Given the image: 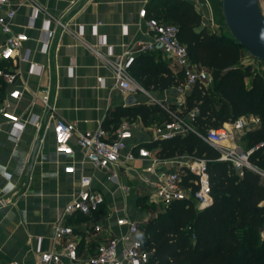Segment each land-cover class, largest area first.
Instances as JSON below:
<instances>
[{
  "label": "crops",
  "instance_id": "crops-1",
  "mask_svg": "<svg viewBox=\"0 0 264 264\" xmlns=\"http://www.w3.org/2000/svg\"><path fill=\"white\" fill-rule=\"evenodd\" d=\"M34 1L44 12L39 11L34 26L29 27L28 20L33 14L31 0H13L17 12L12 28L14 32L27 34L22 52L28 49L30 55L28 60L8 63L17 71V78L13 84H6L5 99L10 111L24 122L16 138L12 136V124L0 115V264H34L40 250L58 248L61 241L54 240L53 226L61 218L73 226L79 244V260L66 261L88 264L89 255L99 243L127 231V226L118 224V218L127 217L140 224L160 211L142 206L143 198L153 197L154 193V186L145 177L154 180L175 172L192 156L159 158L153 146L160 140L156 139V126L162 124L159 115L147 122L136 116L129 119L133 134L123 154L130 147H146L159 160L149 172L147 166L151 160L148 158L126 160L122 157L115 167L117 177L110 179L113 170L98 168L88 161L75 141L73 154L57 152L56 118L72 122L79 132L104 128L111 134L136 106L156 105L152 99L155 98L163 104L167 102L168 107L177 102L182 107L186 95H180L174 87L150 89L135 74L148 65L181 74L160 45L145 52L138 48L140 42L153 40L139 12L146 7L158 13L159 0ZM206 1L193 3L202 16L203 26L209 30L214 26ZM6 9V5H0V14ZM59 21L67 28L61 27ZM46 27L55 29L56 34L44 52L42 38ZM6 37L0 33V45ZM91 46L112 58L126 51L134 52L137 59L131 74L146 91L125 92L118 87L111 69ZM99 76L104 77L103 84L97 80ZM47 87L51 94L50 108L36 96ZM16 88L21 94L11 98L9 93ZM130 96L137 101L128 103ZM31 118L38 119L40 126L31 122ZM68 166H73V171H66ZM85 175L91 176L93 187L103 193L104 203L91 215L65 216V207L77 195L79 181ZM96 224L101 226L100 231L94 229Z\"/></svg>",
  "mask_w": 264,
  "mask_h": 264
},
{
  "label": "trees",
  "instance_id": "trees-1",
  "mask_svg": "<svg viewBox=\"0 0 264 264\" xmlns=\"http://www.w3.org/2000/svg\"><path fill=\"white\" fill-rule=\"evenodd\" d=\"M159 1V12L148 10V16L179 26L180 38L188 46L192 61L210 71L219 92L197 83L180 110L176 106L170 109L185 117L196 109L191 124L201 133L245 114L258 116L260 123L246 131L242 142L246 150L255 147L250 161L264 168L263 79L254 76L252 87L245 90L244 80L252 67L240 65L243 47L235 38L203 26L193 2ZM3 64L0 62V66ZM135 74L150 89L177 88L183 84V76L168 68L148 65ZM5 88L6 83L0 79V105L5 99ZM126 115L128 119L140 116L145 122L157 119L158 115L160 123L171 119L169 112L158 104L136 106ZM153 146L162 159L185 154L206 159L213 203L200 210L193 200L175 201L140 225L139 238L151 252L147 264H264V181L260 175L245 169L240 176L230 162L220 159L219 147L194 132L160 139Z\"/></svg>",
  "mask_w": 264,
  "mask_h": 264
},
{
  "label": "built area",
  "instance_id": "built-area-1",
  "mask_svg": "<svg viewBox=\"0 0 264 264\" xmlns=\"http://www.w3.org/2000/svg\"><path fill=\"white\" fill-rule=\"evenodd\" d=\"M186 1L197 2L198 0ZM31 3L33 14L28 20L27 25L29 27L34 26L36 14L39 11L44 12V8L34 0H31ZM0 5L7 6L6 11L0 14V33L7 36L4 43L0 45V62L4 63L0 66V79L6 84H13L17 78V71L8 63L10 61L15 63L18 60L29 59L30 50L26 49L22 52L23 43L28 39V36L25 32L13 31L12 23L17 12L13 0H0ZM139 14L146 20L148 29L153 36L152 41L138 44L139 51L154 50L157 45H161L162 50L174 62L177 71L183 76V84L177 87L180 95H187L197 83L206 84V81L212 78L207 68L192 61L189 48L181 40L180 28L176 23L167 22L155 16L149 17L146 7H143ZM60 26L67 28V25L62 22H60ZM44 31L42 49L47 52L56 30L46 27ZM100 43H104V41L101 40ZM91 49L111 69L115 84L118 87L125 92L146 91L131 74V69L136 60L134 52L126 51L122 55L112 58L96 47L91 46ZM97 80L102 84L104 83V77L102 76H99ZM20 94V90L16 88L9 93V96L16 99ZM36 96L40 97L47 108L51 107L49 87ZM152 99L154 103L163 106L171 115L170 120L156 126V139L168 140L176 135L194 132L219 147L221 150L220 159L230 162L240 176L244 174L245 169H250L258 173L264 181V168L250 161V155L255 150V147L248 150L240 149L237 144L223 147L225 140L233 138L232 130L243 129L248 124L245 117L240 116L234 122H231V128L223 125L219 128L209 129L206 133H201L191 124L196 109L185 117L178 115L161 101L155 98ZM0 115L12 124V136L16 138L20 134L24 122H22L19 115L10 111L7 99H4L0 105ZM30 121L40 126L38 119L31 118ZM252 122L259 123L260 118L253 115ZM252 127L254 126L250 128ZM132 130V122L129 119H124L111 134L104 128L79 132L72 122L62 117H57L54 124L56 150L59 153L73 154L75 141L88 161L98 168L113 170V173L109 175L110 179L117 177L115 167L120 164L122 157L126 160H135L138 157L148 158L151 163L147 166V170L152 172L155 163L159 159L148 148L138 147L134 149V147H130L127 153L123 154V151L129 147V139L133 134ZM73 169V166L66 167V171L69 172L73 171ZM188 176L190 178L186 180ZM145 180L151 182L154 186L153 200L162 204L165 208L180 200H193L200 210L209 207L213 203L212 185L207 169V160L204 158L192 156L175 172L160 175L154 180L146 176ZM104 199L103 193L93 187L92 177L88 175L82 176L79 181V191L66 205L64 215L75 213L91 215L100 209ZM117 222L120 225L127 226V231L99 243L95 251L89 255L88 264H147L150 260L151 252L139 238V223L127 217H120ZM53 228V238L56 241H61L60 246L49 250H40L34 264H69L66 259L70 262L78 261L80 257L79 244L73 226L66 224L61 218L55 222ZM94 229L100 231L101 226L96 224ZM261 236L264 238V229L261 231Z\"/></svg>",
  "mask_w": 264,
  "mask_h": 264
},
{
  "label": "water",
  "instance_id": "water-1",
  "mask_svg": "<svg viewBox=\"0 0 264 264\" xmlns=\"http://www.w3.org/2000/svg\"><path fill=\"white\" fill-rule=\"evenodd\" d=\"M222 10L226 27L238 44L264 62V13L260 0H222ZM136 101L134 96L127 100L128 103Z\"/></svg>",
  "mask_w": 264,
  "mask_h": 264
},
{
  "label": "rangeland",
  "instance_id": "rangeland-1",
  "mask_svg": "<svg viewBox=\"0 0 264 264\" xmlns=\"http://www.w3.org/2000/svg\"><path fill=\"white\" fill-rule=\"evenodd\" d=\"M208 4V8H209V14L210 17H212L213 19V28L216 29L215 31H217L218 33H224L229 37L234 38V36L232 35L231 31L226 27L225 24V18L223 15V10H222V0H208L206 1ZM260 4H261V8L262 11L264 13V0H260ZM213 28H210L209 30H214ZM240 65L244 68L248 65H250L252 67L251 69V73L245 78L244 80V88L245 90H248L252 87V79L254 76H260L263 79V85H264V62L260 61L256 58H254L253 56H251L247 50H245L244 48H242V58L240 60ZM206 86H210L213 91L216 94H219V92L216 90L215 85L213 83V79H209L208 81H206ZM178 93V92H177ZM257 96H259V93H257ZM179 99H176L175 101H178ZM165 105H168L167 102H164ZM171 106H176L178 108V110H180V108H182L180 106V103H173L170 104L169 107ZM252 116L253 114H245L242 115V117H245V120L248 122V124L245 126V128L240 129V130H232L233 131V138L230 141H227V143L223 144V147H228V146H233V145H238L239 147H241L243 150H246L247 148L245 147L244 142H242V136L246 133V131L251 127V126H256L259 123L256 122H252ZM225 127L231 128V125L229 122L224 124ZM146 205H150L153 206L152 210L154 211H158V210H162L165 209V207L158 203L155 202L152 198V196L148 195L145 196L143 198V207H145ZM153 211V212H154ZM149 218V217H148ZM150 219V218H149ZM148 219V220H149ZM145 221H142L139 225H142L143 223H145Z\"/></svg>",
  "mask_w": 264,
  "mask_h": 264
},
{
  "label": "bare ground",
  "instance_id": "bare-ground-1",
  "mask_svg": "<svg viewBox=\"0 0 264 264\" xmlns=\"http://www.w3.org/2000/svg\"><path fill=\"white\" fill-rule=\"evenodd\" d=\"M227 141H230V139H228V140H225V141H224V143H227Z\"/></svg>",
  "mask_w": 264,
  "mask_h": 264
}]
</instances>
